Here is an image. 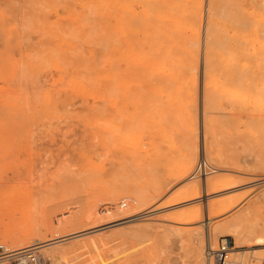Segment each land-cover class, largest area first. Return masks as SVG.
I'll return each instance as SVG.
<instances>
[{"label":"rangeland","instance_id":"obj_1","mask_svg":"<svg viewBox=\"0 0 264 264\" xmlns=\"http://www.w3.org/2000/svg\"><path fill=\"white\" fill-rule=\"evenodd\" d=\"M66 1L0 0L5 243L41 264H207L209 229L244 251L233 264H263L264 0ZM180 42L182 64L147 58Z\"/></svg>","mask_w":264,"mask_h":264},{"label":"bare ground","instance_id":"obj_2","mask_svg":"<svg viewBox=\"0 0 264 264\" xmlns=\"http://www.w3.org/2000/svg\"><path fill=\"white\" fill-rule=\"evenodd\" d=\"M68 1V0H67ZM66 1V2H67ZM69 2V1H68ZM70 9V8H69ZM83 11V10H82ZM90 11V10H89ZM93 12V11H92ZM95 13H96V11H95ZM125 14V13H124ZM128 16V15H127ZM126 19V18H125ZM141 19V18H140ZM131 20H133V19H131ZM136 20V19H135ZM135 20H134V22H135ZM137 23V22H136ZM139 26V25H138ZM69 29V28H68ZM72 30V29H71ZM106 31H107V29H106ZM106 33V32H105ZM112 34H113V32H111ZM114 35V34H113ZM212 35H213V32L211 31L210 32V37H212ZM65 37V36H64ZM67 38H68V36H66ZM70 39H71V37H70ZM72 40V39H71ZM148 41V40H147ZM190 43H193V42H190ZM194 44V43H193ZM190 45V44H189ZM192 45V44H191ZM217 45V46H216ZM187 49V46L185 47V44H184V46L182 45V42H180L179 43V45H173V46H170V47H165L164 45H159V46H157L156 45V47H154L153 48V50L150 52V54H149V56H147V58H152V59H154L155 61H162V60H173V61H176V62H178L179 64H182L183 63V61H184V56H183V54L184 53H186V50ZM222 50H223V47H222V45H218V44H213V43H209L208 44V56H207V66H206V70L207 71H209V87H214V86H216L217 85V82H218V79H217V77H216V75H214L213 74V72H215V70H214V68H213V63H214V60H215V56H217V55H221L222 54ZM129 51V50H128ZM125 53V52H124ZM132 53V52H131ZM79 58V57H78ZM187 58H188V56H187ZM190 59V58H189ZM233 59V58H232ZM193 61V60H192ZM169 62V61H168ZM186 62L187 63H189L188 61H187V59H186ZM193 62H195V61H193ZM190 64V63H189ZM114 65V64H113ZM195 65V64H194ZM189 66V65H188ZM117 67V66H116ZM205 67V66H204ZM118 68V67H117ZM191 68V65H190V67H188V69H190ZM194 69H196V68H194ZM193 69V70H194ZM204 70H205V68H204ZM175 71V70H174ZM191 71V70H190ZM78 72H79V70H78ZM224 72V71H223ZM222 72V73H223ZM225 73V72H224ZM124 74V73H123ZM189 74V73H188ZM128 75V74H127ZM191 75V74H190ZM87 76V75H86ZM204 76V75H203ZM248 78H250L249 76H247ZM235 80H238L239 81V83L240 84H242V85H245L246 84V81H244V82H242L241 80H240V78H237V77H233ZM253 78V77H252ZM252 78H250V79H252ZM115 79V78H114ZM221 79V78H220ZM222 79H223V77H222ZM230 79H231V77H230ZM81 80V79H80ZM252 80H254V79H252ZM72 81V80H71ZM110 81V80H109ZM116 81V80H115ZM172 80H170V82H171ZM232 81H234L233 79H232ZM199 82V81H198ZM202 82V81H201ZM247 82H248V80H247ZM188 84H189V82H187ZM221 83V82H220ZM237 83V82H236ZM166 84V83H165ZM234 84V83H233ZM263 84V83H262ZM190 85V84H189ZM222 85V84H221ZM231 85H232V83H231ZM236 85V84H235ZM182 84L180 85V90H183V88H182ZM199 86V85H198ZM234 86V85H233ZM264 86V85H263ZM190 87V86H189ZM201 87V86H200ZM136 89V88H135ZM143 89V88H142ZM190 89V88H189ZM204 89V88H203ZM164 90V89H163ZM201 90V89H200ZM207 90H209V88L207 87ZM227 90V89H226ZM162 92V91H161ZM133 93V92H132ZM208 93V99H207V108L208 107H210V106H212L213 104H212V100H211V97H212V93H210L209 91L207 92ZM230 93V92H229ZM134 94V93H133ZM214 94V93H213ZM116 95V92L114 91L113 92V94H112V97H113V99H114V96ZM215 95V94H214ZM234 95V94H233ZM233 95H230L231 97H234ZM105 96V95H104ZM118 96V95H117ZM121 97V96H120ZM236 97V96H235ZM105 98V97H104ZM244 98V97H243ZM120 99V98H119ZM130 100V99H129ZM165 100V99H164ZM198 101V100H197ZM116 102V101H115ZM114 102V103H115ZM119 102V101H118ZM222 102V101H221ZM107 103V102H106ZM130 103V102H129ZM155 103V102H154ZM258 104H259V102H257ZM144 104V103H143ZM161 104V103H160ZM184 104V102H183V99H180V105H183ZM257 104V105H258ZM99 105V104H98ZM191 106V105H190ZM259 106V105H258ZM264 105H262V107H263ZM252 107V106H251ZM113 108V107H112ZM129 109V108H128ZM191 110H193L192 108H191ZM264 110V109H263ZM114 111V110H113ZM186 111V110H185ZM194 111V110H193ZM108 112V111H107ZM196 112V111H195ZM199 112V111H198ZM201 112V111H200ZM206 113V112H205ZM139 114H140V112H139ZM198 114V113H197ZM103 116V115H102ZM189 117V116H188ZM204 117V116H203ZM121 118V117H120ZM135 118H137V117H135ZM101 119V118H100ZM103 119V118H102ZM105 119V118H104ZM155 119V118H154ZM203 120H204V118H203ZM215 121V120H214ZM213 121V122H214ZM106 123V122H105ZM109 123V122H108ZM108 123H106V124H108ZM196 123V122H195ZM194 123V124H195ZM114 124V123H113ZM207 124V123H206ZM111 125V124H110ZM124 125V124H123ZM132 125V124H131ZM109 126V125H108ZM200 126V125H199ZM122 127V126H121ZM204 127V126H203ZM110 128H113V127H111L110 126ZM114 128H115V126H114ZM125 128V127H124ZM116 129V128H115ZM241 129V128H240ZM124 130V129H123ZM199 130V129H198ZM111 131V130H110ZM116 132H117V130H116ZM123 132V131H122ZM118 133V132H117ZM119 133H121L120 132V130H119ZM126 133V132H125ZM189 133V132H188ZM208 133V132H207ZM121 134H123V133H121ZM206 134V133H205ZM125 135H127V134H125ZM223 136V135H222ZM117 137V136H116ZM188 137V136H187ZM226 138H228V137H226ZM225 138V139H226ZM131 139H132V137H131ZM168 139V138H167ZM191 139V138H190ZM224 139V138H223ZM231 139V138H230ZM229 139V140H230ZM125 140H126V138H125ZM137 140V139H136ZM234 140V139H233ZM133 141V140H132ZM166 141V140H165ZM217 141V140H216ZM226 141V140H225ZM212 142V141H211ZM215 142V141H214ZM129 143V142H128ZM218 143V142H217ZM228 143H230V142H228ZM135 144V143H134ZM120 145V144H119ZM143 145V144H142ZM250 145V144H249ZM225 146V145H224ZM224 148V147H223ZM251 149H253L252 147H251ZM226 150V149H225ZM224 150V151H225ZM229 150V149H228ZM232 151H233V149H231ZM230 150V151H231ZM197 151V150H196ZM198 152V151H197ZM196 152V154L198 155V153ZM228 151L226 150V152H225V155H227L226 153H227ZM193 152H190L189 153V158H188V160H187V162L184 164V166L182 167V169H181V174H180V176L182 177V178H185V177H187L188 176V174H189V169H192L193 167H192V159L193 158H191L192 156H193V154H192ZM231 155H232V153L231 152H229ZM195 154V155H196ZM230 154H229V156H230ZM235 153H233V155L232 156H234L235 157V155H234ZM194 155V156H195ZM246 156V155H245ZM251 156V155H250ZM197 157V156H196ZM222 157V156H221ZM240 157V156H239ZM244 158V157H243ZM250 159H251V157H250ZM223 160V159H222ZM244 160H245V158H244ZM241 161V160H240ZM194 165V164H193ZM176 167V166H175ZM194 170V169H193ZM220 171V170H219ZM209 172V171H208ZM217 172V170H214V173H216ZM217 174H218V172H217ZM234 176H235V174H234ZM239 176V175H238ZM170 180V179H169ZM185 181V180H184ZM189 181V180H188ZM178 182H180V181H178ZM160 183V182H159ZM172 187V186H171ZM170 187V188H171ZM214 190V189H213ZM206 195H208V194H206ZM87 197H89V196H87ZM83 198V197H82ZM157 198V197H156ZM208 198V197H207ZM148 200H149V198H148ZM207 200V199H206ZM83 202V201H82ZM139 203V202H138ZM140 204V203H139ZM225 204V206H224V215L225 214H227V213H229V211H231V209H232V207H233V205H232V203H224ZM239 206H240V204H239ZM2 209V208H1ZM215 211H217V209H216V205L214 204V203H208V201H207V203L205 204V206L204 207H201L200 205H199V208L197 209V212H199L200 213V215H202V216H204V215H206V213L207 214H209L208 215V218L207 219H209V220H212V219H214L213 218V213H218V212H215ZM192 212V211H191ZM222 213V212H221ZM231 213V212H230ZM196 214V213H195ZM215 214V215H216ZM199 215V214H198ZM228 215V214H227ZM188 216V215H187ZM200 218V217H199ZM133 219V218H132ZM131 219V217H130V219H129V221L128 222H130V221H134V220H132ZM206 219V218H205ZM206 219V221H209V220H207ZM12 220H16V218L15 217H10V215L8 214V213H2V211L0 212V247H3V248H5V249H7V250H12L13 248H12V246L11 245H8L7 243H5V242H8V239L9 238H14L15 237V232L14 231H11V230H7V229H2L1 230V228L3 227L2 225H4V224H6V223H8V222H12ZM136 221V220H135ZM214 221V220H213ZM13 222H15V221H13ZM24 222V221H23ZM203 222H204V220H203ZM202 222V219H201V221L200 222H197V223H195L194 225L195 226H198L199 225V227L201 226V225H203L204 223ZM19 223V222H18ZM21 223V222H20ZM25 223V222H24ZM15 224V223H14ZM16 224H17V222H16ZM18 226H21L22 224H17ZM24 225V224H23ZM22 225V226H23ZM182 225V224H181ZM187 225V224H186ZM242 225V224H241ZM21 226V227H22ZM184 226V225H183ZM193 226V225H192ZM195 226H193V228H192V230H196L197 228H195ZM203 226H205V225H203ZM240 228H241V226H239ZM210 228V227H209ZM232 228H234V227H232ZM238 228V227H237ZM239 228V229H240ZM188 230V229H187ZM206 230H207V228H206ZM209 230V229H208ZM207 230V232L208 233H206V234H208L207 235V246L206 247H212V243L213 242H211L212 240H211V236H212V232H210V231H208ZM23 231L25 232V233H23V235H22V237H27L28 236V233H27V229H26V231L23 229ZM238 231L239 230H237V229H234V232L235 233H238ZM184 233V232H183ZM234 233V234H235ZM250 233V232H249ZM187 235V234H186ZM260 237V236H259ZM214 244V243H213ZM47 245H49V244H44V245H41V246H38V247H36V248H41V247H46ZM201 246H200V248H201V250L204 248V244L202 245V244H200ZM259 245H262L263 247H264V238H262V237H260V239H259ZM209 247V248H210ZM213 248V247H212ZM241 249V247H236L235 248V253L234 254H236V255H239L240 253H242V252H244V251H242V250H240ZM259 250V249H258ZM254 250H252V252H253ZM204 255V254H203ZM203 255H201L200 254V256L198 257L199 258V260H198V263L197 264H202V256ZM197 258V257H196ZM255 258V257H254ZM255 259H257V258H255ZM261 258H258V260H260Z\"/></svg>","mask_w":264,"mask_h":264},{"label":"built area","instance_id":"obj_3","mask_svg":"<svg viewBox=\"0 0 264 264\" xmlns=\"http://www.w3.org/2000/svg\"><path fill=\"white\" fill-rule=\"evenodd\" d=\"M208 171L210 172V168L206 162L202 161L197 167L195 176L207 175ZM235 248L231 237H223L217 248L210 247L207 250V264H233L232 255ZM0 264H41V261L33 247L14 251L0 247Z\"/></svg>","mask_w":264,"mask_h":264}]
</instances>
